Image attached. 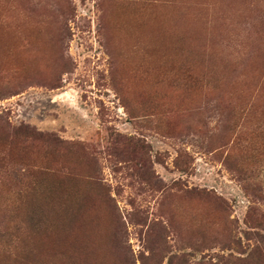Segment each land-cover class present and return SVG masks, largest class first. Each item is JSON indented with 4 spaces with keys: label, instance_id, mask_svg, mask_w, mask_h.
Returning a JSON list of instances; mask_svg holds the SVG:
<instances>
[{
    "label": "rangeland",
    "instance_id": "obj_1",
    "mask_svg": "<svg viewBox=\"0 0 264 264\" xmlns=\"http://www.w3.org/2000/svg\"><path fill=\"white\" fill-rule=\"evenodd\" d=\"M0 264H264V0H0Z\"/></svg>",
    "mask_w": 264,
    "mask_h": 264
}]
</instances>
